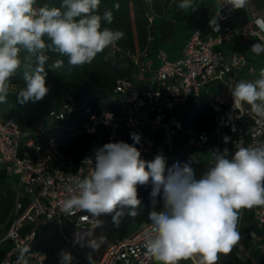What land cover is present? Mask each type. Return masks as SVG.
<instances>
[{
    "label": "clouds",
    "instance_id": "1",
    "mask_svg": "<svg viewBox=\"0 0 264 264\" xmlns=\"http://www.w3.org/2000/svg\"><path fill=\"white\" fill-rule=\"evenodd\" d=\"M194 2L178 0L177 7L192 9ZM249 3L224 0L223 5L240 10ZM100 5L101 0H61L58 7L40 5L38 0H0V104L7 102L17 73L24 82L16 94L18 103H36L49 94L47 71L63 68L64 61L49 64L48 52L66 57L68 65L77 68L116 46L124 33L103 26L111 25L114 15L111 9L101 13ZM113 7L118 10L119 5ZM230 94L233 111L247 106L264 117V68L254 81L236 82ZM130 138L131 144L115 141L94 149L93 156L86 158L92 165L90 174L73 177L62 211L108 215L119 226L124 217L139 214L138 187L150 185L153 209L145 247L156 264H180L196 256L198 264H218L220 254H229L240 239L239 210L264 205V144H241L232 154L227 148H215L211 166L197 177L196 157L167 167L162 154L152 160L142 157L137 147L141 134L132 132ZM157 204L161 210H156ZM102 243L103 238L92 239L87 246L95 251ZM25 251L21 249V256ZM58 255L60 264H72L70 252L62 250ZM87 259L94 264L91 254Z\"/></svg>",
    "mask_w": 264,
    "mask_h": 264
},
{
    "label": "built area",
    "instance_id": "2",
    "mask_svg": "<svg viewBox=\"0 0 264 264\" xmlns=\"http://www.w3.org/2000/svg\"><path fill=\"white\" fill-rule=\"evenodd\" d=\"M223 3L224 0L201 28L191 33L177 57L165 49L154 53L147 49L122 50L118 45L110 49L113 55L123 51L135 73L117 81L112 94L119 106L117 112L84 111L79 131L95 135L94 149L124 141V133L132 132L141 134L137 147L145 160L157 154L170 158L176 149L199 150L198 154L211 159L215 148L231 152L241 144H264V117L255 115L247 106L245 110L233 111L230 94L236 82L250 81L264 68V19L253 11L249 24L233 26L230 19L236 10ZM146 18L149 26L154 24L152 11L146 13ZM243 36L253 38L246 52L237 50V39ZM224 93L228 94L226 99ZM58 101V106L47 111L45 120L36 121L31 127L21 126L0 108V175L16 187L12 218L4 238L9 249L0 264H43L46 255L30 248L37 229L44 224L70 220L79 226L101 225L98 217L86 211L77 210L73 215L62 211L73 177L90 174L92 165L86 158L93 156L94 149L78 163L63 165L56 164L54 155L44 153L35 142V136L53 122L70 118L80 110L70 93L61 94ZM193 101L206 104L212 115L209 129L182 119V113ZM98 128L104 129L105 139ZM225 137L229 138L227 143ZM254 215L256 229L263 233L258 237L261 242L257 248L264 263V205H258ZM150 232L151 223H144L135 232L109 243L95 264H156L145 247ZM250 235L257 238V231H250ZM21 249H27L23 256ZM198 261L196 256L180 264Z\"/></svg>",
    "mask_w": 264,
    "mask_h": 264
},
{
    "label": "trees",
    "instance_id": "3",
    "mask_svg": "<svg viewBox=\"0 0 264 264\" xmlns=\"http://www.w3.org/2000/svg\"><path fill=\"white\" fill-rule=\"evenodd\" d=\"M38 2L41 5L48 3L58 7L61 0H38ZM169 2L170 0H151V5L156 13L163 14V10ZM196 2L199 4L196 15L200 19H208L214 13V9L209 3H205L203 0H196ZM116 4L119 5L118 10L113 7ZM148 5V0H101L100 12L103 13L105 9H111L114 15L113 23L111 25L103 24V26L124 33V38L116 44L122 50L143 51L147 49L154 53L158 47L173 38L176 21L184 19L181 13H174L171 19L165 18L149 26L146 18ZM47 54L50 57L49 64L56 60L64 61L63 68L55 72L47 71L46 85L50 88L49 94L42 101L36 103H18L16 94L20 88L24 87V82L20 73H17L12 78L7 102L0 104V108L7 116L14 117L21 126L31 127L33 124L29 125L27 122L30 117L29 111L33 112L32 116L37 121L45 120L47 111L59 105L58 100L61 94H72L80 108L79 112L70 118L53 122L43 132L35 136V142L41 146L44 153L54 155L56 164L66 165L70 161L76 164L94 149L95 135L86 131H79L84 119V111L90 109L95 113L107 110L117 112L119 106L112 99L113 90L118 80L132 77L135 68L123 51L113 55L110 49H106L105 52L98 54L91 64L77 68L70 67L66 57L54 52ZM106 56L110 58L105 59ZM227 97L228 94L224 93L223 98L226 99ZM182 119L204 129H209L212 125V115L206 109V104L197 101H193L187 106L182 113ZM98 131L105 139L104 129L98 128ZM123 139L130 144V134L124 133ZM234 151L229 153L232 154ZM193 157L197 158L193 167L197 177H199L211 166L212 161L188 149H176L170 158L166 159L167 167H171L176 162L182 164L189 162ZM150 191V185L138 187V198L141 199L139 214L136 217H124L119 226H115L111 216L108 215L98 217L101 221V225L98 227L79 226L70 220L60 223H47L37 229L30 250L39 251L46 255L43 264H60L58 253L62 250L71 253L72 264H89L87 259L89 254H91L95 264L109 243L133 233L134 226L140 227L142 224L150 222L148 216L153 209ZM15 200L16 187L14 182L0 175V225H7L9 228ZM257 206L239 210L237 231L258 251L257 246L261 242L258 237L262 236L263 233L256 229L254 214ZM156 210H161L160 204L156 205ZM252 230L257 231V238L250 235ZM99 238H103V243L98 250L93 251L87 246L89 240ZM8 249L9 245L6 242L3 247H0V262ZM220 257L223 258L221 264H244L235 248L227 255L220 254ZM259 264H264L261 257Z\"/></svg>",
    "mask_w": 264,
    "mask_h": 264
},
{
    "label": "crops",
    "instance_id": "4",
    "mask_svg": "<svg viewBox=\"0 0 264 264\" xmlns=\"http://www.w3.org/2000/svg\"><path fill=\"white\" fill-rule=\"evenodd\" d=\"M223 0H203L205 3H209L213 9L214 12L218 5L222 2ZM178 0H170L169 4L167 7L164 8L163 14H158L154 11L151 5V0H148V11H152L154 16H155V24L157 22H160L162 19H171L174 15V13H181L184 17L183 20L176 21V27L173 32V38L167 42V43H176L177 46L182 45L181 47H178L179 51L177 54L173 57H177L180 55L181 50L183 46L185 45L187 39L191 35V33L197 29L201 28L207 19H200L196 15V9L199 6V4L194 2L193 8L192 9H186V10H181L177 7ZM191 11V14L193 15V23L188 26L186 24L187 22V12ZM255 11L259 16H261L264 19V0H250V3L248 6L244 9L236 10L234 16L230 19V23L233 26L240 27L243 25H247L252 21V16L251 13ZM214 14V13H213ZM212 14V15H213ZM211 15V16H212ZM210 16V17H211ZM253 41V38L250 36H243L239 37L237 39V50L246 52L248 50L249 44ZM165 43V44H167ZM158 47L156 52L159 51L160 49H164V45ZM172 56V55H171Z\"/></svg>",
    "mask_w": 264,
    "mask_h": 264
},
{
    "label": "rangeland",
    "instance_id": "5",
    "mask_svg": "<svg viewBox=\"0 0 264 264\" xmlns=\"http://www.w3.org/2000/svg\"><path fill=\"white\" fill-rule=\"evenodd\" d=\"M193 15L191 14V11L188 10L187 12V22L186 24L188 26H190L193 23ZM183 45V44H182ZM176 43H167L165 44L163 47L166 51H168L172 56H175L177 54V52L179 51V49H177L178 47ZM258 76H252L250 77V81H254L255 79H257ZM29 120L27 121L28 124H36V118H34L33 112L29 111ZM27 124V125H28ZM26 127H30V126H26ZM199 150L193 151L195 153H198ZM205 158H208L207 156H205ZM139 226L133 227V232H135L136 230H138ZM8 231V226L7 225H0V247H3L5 245V241L4 238L6 236V233ZM235 248L238 256L243 260L244 264H249V263H253V264H259V252L257 251V249L252 247L251 243H248V241L245 240L244 236H241V239L237 242V244L233 247ZM199 259V257H198ZM223 262V258L220 257L218 264H221Z\"/></svg>",
    "mask_w": 264,
    "mask_h": 264
}]
</instances>
